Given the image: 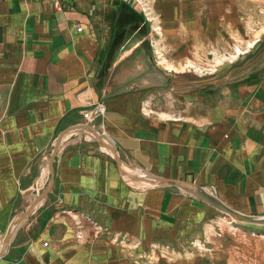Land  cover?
Wrapping results in <instances>:
<instances>
[{"label":"crops","instance_id":"crops-1","mask_svg":"<svg viewBox=\"0 0 264 264\" xmlns=\"http://www.w3.org/2000/svg\"><path fill=\"white\" fill-rule=\"evenodd\" d=\"M144 19L148 34L122 41ZM152 52L164 54L154 80L143 76ZM172 52H196L201 69L212 53L217 65L193 73L187 59L174 75ZM81 123L130 166L264 218V0H0V248L50 179L58 136ZM86 141L64 139L51 192L0 264H239L233 246L264 240V226L130 180Z\"/></svg>","mask_w":264,"mask_h":264},{"label":"water","instance_id":"water-1","mask_svg":"<svg viewBox=\"0 0 264 264\" xmlns=\"http://www.w3.org/2000/svg\"><path fill=\"white\" fill-rule=\"evenodd\" d=\"M72 134H81L84 137L90 138L93 142H96L98 146L107 154L110 158L114 160L121 174L125 175L127 178L134 182L142 183L146 186L151 187H167V188H176L182 190L191 196H194L204 202L205 204L219 210L225 216H229L231 219L237 222L250 224V225H260L264 226V218H254L241 214L229 206L225 205L215 194L209 189L197 185L192 182L185 180H174L168 179L160 176H156L150 173H147L143 170L134 168L126 163L118 152L116 146L113 142L103 133L100 132L97 128L89 124H76L65 129L57 138L53 150L47 159L48 172L50 174V179L45 186V188L36 196L29 208L21 215H19L14 223L11 225L10 229L6 233L2 246L0 248V258L3 257L8 245L11 242L16 230L21 226V224L26 221L36 207L47 197L51 192L54 181V161L57 157L60 148L64 139Z\"/></svg>","mask_w":264,"mask_h":264},{"label":"rangeland","instance_id":"rangeland-1","mask_svg":"<svg viewBox=\"0 0 264 264\" xmlns=\"http://www.w3.org/2000/svg\"><path fill=\"white\" fill-rule=\"evenodd\" d=\"M134 24L135 25H133L131 27V29H129L127 31V33L124 34L122 41H124L125 39L127 41H132L134 39V37L136 38V37H139V36H143V35H147L148 34L150 27H149V22L147 21V19L142 20L140 23H136L135 22ZM172 24H173L174 28L179 29V27H180V22L179 21H174ZM195 24H196V22H189V25H195ZM133 34H135V36ZM173 34H174V36H173L174 37V40H178L177 42H175V45L179 46L181 39H180V37H176L175 36V32ZM125 37H127V38H125ZM175 38H177V39H175ZM150 39L152 40L151 41L152 42V45L155 46L156 45L155 40H154L155 39V36L154 35L153 36L151 35L150 36ZM189 39H190V41L191 40H193V41L195 40V38H189ZM225 40L226 39L223 37V39L221 40L222 41V45L223 44H227V42H223ZM195 45L196 44H194V46ZM163 55L164 54L153 53L152 52V56L154 57V59H152V60L153 61L154 60H158V62L156 63L154 61L152 63L153 66L151 64L150 65V68L146 70L145 74L143 75V76L146 77L145 79L154 80L153 67L155 68L156 65L162 66V64L160 62L163 61V59H162V56ZM166 55L168 57H171V58H168V57L167 58L168 59H172L173 66L174 67L176 66V69L173 70L174 75L179 74V72L182 71V69L184 71H188V70L184 69V68H186L185 61L187 59L190 61V63L188 64V66L190 67V71H192L193 73H195V72H197V71L200 70V72L203 71L207 75L208 73H212V70L211 69H212L213 65H217V63H216L217 62L216 61L217 59H215L216 56L214 57V54H212V53L200 54V56H203L204 57L205 68H203V69L196 67L197 56H198V54L196 52H189V53H175V52L173 53L172 52L171 54H166ZM203 57H201V58H203ZM229 59L233 60V54L232 53L230 54L229 52H225V53H222L221 54V61L229 60ZM182 61H183V63H185L183 67H181ZM157 71L159 73L163 72L161 70V68H158ZM164 71H165V69H164ZM83 119H84V117H83ZM92 122L93 121H91L89 123H92ZM81 124H88V123H81ZM100 132H102V131H100ZM84 138L87 140L86 143H88V144L91 145V146L90 145L87 146V148H89L91 151L100 152V153L105 154L103 152V150L98 146V144L96 142H93L88 137H84ZM113 144H114V142H113ZM207 189H209V188H207ZM233 247H234V249L237 250L238 253H240V261H239V264H264V240L257 241L256 237H253V240L252 241L247 240L245 243H241L240 246H233ZM170 248H171V250L173 249L172 247H170ZM161 251H159V252H161Z\"/></svg>","mask_w":264,"mask_h":264},{"label":"built area","instance_id":"built-area-1","mask_svg":"<svg viewBox=\"0 0 264 264\" xmlns=\"http://www.w3.org/2000/svg\"><path fill=\"white\" fill-rule=\"evenodd\" d=\"M83 30H84V28H83L82 25H78V26H77V31H78L79 33H81ZM102 112H103V107L100 105V107H99V114H101ZM82 115H83L84 119H85L87 122H91V121H93V119H94V116H93L92 111H84V112L82 113ZM48 181H49V179L46 180V183H44V184L42 185V187L39 189V191H37V195H38V194H39V193L45 188V186L47 185ZM44 245L47 246L48 244L45 243Z\"/></svg>","mask_w":264,"mask_h":264}]
</instances>
